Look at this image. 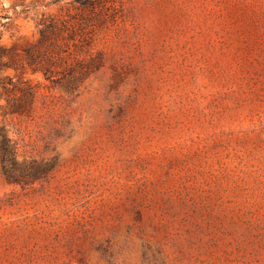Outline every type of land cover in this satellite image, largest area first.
<instances>
[{
    "label": "rangeland",
    "instance_id": "rangeland-1",
    "mask_svg": "<svg viewBox=\"0 0 264 264\" xmlns=\"http://www.w3.org/2000/svg\"><path fill=\"white\" fill-rule=\"evenodd\" d=\"M1 146L0 264H264V0H0Z\"/></svg>",
    "mask_w": 264,
    "mask_h": 264
},
{
    "label": "trees",
    "instance_id": "trees-1",
    "mask_svg": "<svg viewBox=\"0 0 264 264\" xmlns=\"http://www.w3.org/2000/svg\"><path fill=\"white\" fill-rule=\"evenodd\" d=\"M0 155H1V163L3 172L9 182L15 181V177L12 172L8 169V165L11 163L12 165L15 164V153L13 150L9 149L6 146L0 147ZM36 172V171H35ZM35 176V173L33 174Z\"/></svg>",
    "mask_w": 264,
    "mask_h": 264
}]
</instances>
